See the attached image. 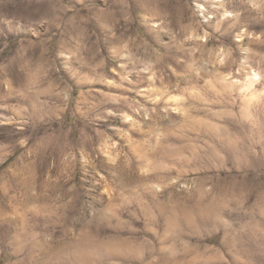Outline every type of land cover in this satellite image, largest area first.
<instances>
[{
    "label": "rangeland",
    "instance_id": "obj_1",
    "mask_svg": "<svg viewBox=\"0 0 264 264\" xmlns=\"http://www.w3.org/2000/svg\"><path fill=\"white\" fill-rule=\"evenodd\" d=\"M0 264H264V0H0Z\"/></svg>",
    "mask_w": 264,
    "mask_h": 264
},
{
    "label": "bare ground",
    "instance_id": "obj_2",
    "mask_svg": "<svg viewBox=\"0 0 264 264\" xmlns=\"http://www.w3.org/2000/svg\"><path fill=\"white\" fill-rule=\"evenodd\" d=\"M204 1H207V0H204ZM154 28H156V30L154 29L156 32H159V26H154ZM157 35H158V34H157ZM81 255H82V254H79L78 259H80V256H81Z\"/></svg>",
    "mask_w": 264,
    "mask_h": 264
},
{
    "label": "clouds",
    "instance_id": "obj_3",
    "mask_svg": "<svg viewBox=\"0 0 264 264\" xmlns=\"http://www.w3.org/2000/svg\"><path fill=\"white\" fill-rule=\"evenodd\" d=\"M82 219H87V217L86 216H83Z\"/></svg>",
    "mask_w": 264,
    "mask_h": 264
}]
</instances>
